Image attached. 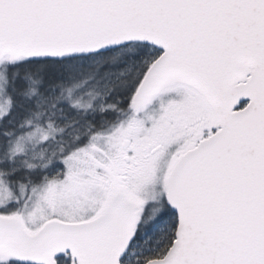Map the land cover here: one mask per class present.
<instances>
[{"label": "snow or ice", "instance_id": "6c2138e0", "mask_svg": "<svg viewBox=\"0 0 264 264\" xmlns=\"http://www.w3.org/2000/svg\"><path fill=\"white\" fill-rule=\"evenodd\" d=\"M0 264H264V0H0Z\"/></svg>", "mask_w": 264, "mask_h": 264}]
</instances>
